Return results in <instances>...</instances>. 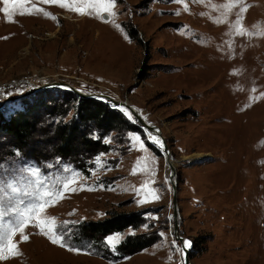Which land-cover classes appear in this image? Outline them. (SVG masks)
Instances as JSON below:
<instances>
[{
	"label": "rangeland",
	"instance_id": "1",
	"mask_svg": "<svg viewBox=\"0 0 264 264\" xmlns=\"http://www.w3.org/2000/svg\"><path fill=\"white\" fill-rule=\"evenodd\" d=\"M71 89L127 102L160 132L173 170L139 127L106 135L109 151L84 171L11 151L0 264H183L174 234L190 264H264V0H0V106L81 98ZM113 210L145 221L77 247L76 225ZM150 231L153 245L117 252Z\"/></svg>",
	"mask_w": 264,
	"mask_h": 264
},
{
	"label": "trees",
	"instance_id": "2",
	"mask_svg": "<svg viewBox=\"0 0 264 264\" xmlns=\"http://www.w3.org/2000/svg\"><path fill=\"white\" fill-rule=\"evenodd\" d=\"M127 35L133 39L134 31L127 30ZM38 95L22 99L20 107H0V140H7L5 146L0 143V162L16 150L38 164L59 158L84 171L94 156L109 151L103 138L110 132L140 131L106 101L77 98L72 92L62 98L49 97L47 91ZM71 109L73 113L66 120ZM143 215L142 211H110L103 219L76 225L72 240L77 247L98 246L110 234L140 227L145 221ZM153 234L127 236L117 245V252L122 256L135 254L157 242Z\"/></svg>",
	"mask_w": 264,
	"mask_h": 264
},
{
	"label": "water",
	"instance_id": "3",
	"mask_svg": "<svg viewBox=\"0 0 264 264\" xmlns=\"http://www.w3.org/2000/svg\"><path fill=\"white\" fill-rule=\"evenodd\" d=\"M62 85H66V86H68L67 84H62ZM68 87H70V86H68ZM72 91H74L76 94H77V96L78 97H81V98H83V97H87L85 94H82V93H79V92H77L76 90H74V89H71ZM107 99L114 105V106H116V107H123V108H125V109H127V110H129L131 113H132V115L134 116V118L136 119V121H137V123H138V127L139 128H141V129H145L146 131H148L149 133H151V134H153V135H156L157 137H159L161 140H162V149L164 150V152L166 153V157H167V160H169L168 159V156H167V148H166V146H165V143H164V141H163V139H162V137H161V134H160V132L156 129V127H154V126H152V125H149V124H147V123H145L134 111H133V109L130 107V105L127 103V102H123V101H116V100H113V99H111V98H109V97H107ZM8 101V100H7ZM7 101H5V102H7ZM4 102V103H5ZM3 103V104H4ZM3 104H1V106L0 107H2V105ZM149 142V141H148ZM150 143V142H149ZM151 144V143H150ZM169 167H170V170H173V167H172V165L170 164L169 165ZM172 176V174H170V177ZM171 185H172V188L175 190V185L173 184V183H171ZM175 192V191H174ZM174 197L175 196H173V199H174ZM176 227H177V225L175 224L174 225V230H176ZM175 235V239L178 241V242H180V243H182L183 242V238L181 237V236H179L178 234H174ZM189 250H190V248L188 247V248H184L183 246H182V251H183V255H182V260H183V264H190V262H189Z\"/></svg>",
	"mask_w": 264,
	"mask_h": 264
},
{
	"label": "bare ground",
	"instance_id": "4",
	"mask_svg": "<svg viewBox=\"0 0 264 264\" xmlns=\"http://www.w3.org/2000/svg\"><path fill=\"white\" fill-rule=\"evenodd\" d=\"M19 3V2H18ZM133 109V108H132ZM134 111V110H133ZM135 112V111H134ZM145 130V129H144ZM146 131V130H145ZM147 132V135H148V138H149V140L154 144V145H156V146H158V147H161L162 146V140L159 138V137H157L156 135H153V134H151V133H149L148 131H146ZM253 150V149H252ZM254 150H255V148H254ZM234 152V149L232 150V153ZM234 154V153H233ZM165 159H166V162H167V164L168 165H170L171 163H170V161L169 160H167V157H165ZM189 243H188V241H186V240H183V242L181 243V249H182V246L184 247V248H188L189 246ZM182 251V250H181ZM182 255H183V251H182Z\"/></svg>",
	"mask_w": 264,
	"mask_h": 264
}]
</instances>
